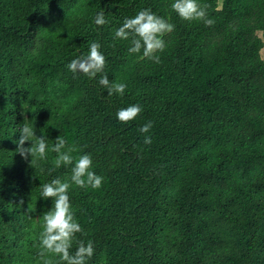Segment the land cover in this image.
Instances as JSON below:
<instances>
[{
  "label": "trees",
  "instance_id": "1",
  "mask_svg": "<svg viewBox=\"0 0 264 264\" xmlns=\"http://www.w3.org/2000/svg\"><path fill=\"white\" fill-rule=\"evenodd\" d=\"M172 2L0 0V264H44L52 203L40 185L70 177L49 171L50 148L33 165L19 155L24 123L49 146L64 138L74 158L90 153L104 177L98 190L70 189L77 239L94 245L89 264H264V0H199L210 25L181 19ZM142 9L175 25L158 62L114 39ZM91 42L104 72L74 76L66 64ZM101 75L125 94L109 95ZM136 103L134 121L116 119Z\"/></svg>",
  "mask_w": 264,
  "mask_h": 264
},
{
  "label": "clouds",
  "instance_id": "2",
  "mask_svg": "<svg viewBox=\"0 0 264 264\" xmlns=\"http://www.w3.org/2000/svg\"><path fill=\"white\" fill-rule=\"evenodd\" d=\"M172 10L185 21L204 20L212 24L207 16V5L201 6L199 0H173ZM92 22L98 28L106 25L107 20L103 11L98 12L92 18ZM175 25L165 17L159 16L151 9H142L132 17H126L121 26L114 32V39L130 41L128 52L140 54L145 58L159 61L156 53L165 50L166 43L164 35L173 32ZM105 56L101 51L98 42H91L86 54L77 55L66 64V68L74 76L83 74L90 79L103 73L105 68ZM99 84L107 89L109 95L117 94L123 96L127 85L125 83L110 82L107 75L99 77ZM143 112L139 103L131 104L120 108L116 112V119L121 123L134 121ZM153 127L151 122L145 123L139 131L149 133ZM30 143L29 147L25 144ZM150 135H145L144 144H151ZM19 155L28 159L31 158V165L40 160L47 159V153H55L54 165L49 171L61 167L70 169V177L67 180L59 177L51 179L40 185L39 197L44 201L51 199V208L43 213L42 231L39 237V255L45 257L44 264H89L94 255V245L91 240L85 243L77 239V234L82 233V226L78 222L73 211L70 199V189L76 186L81 189H100L104 177L98 175L93 168V158L90 153H84L74 158L73 149L67 146L66 140L58 137L55 143L49 146L47 135L41 133L38 137L33 125L24 123L19 130V139L16 141ZM76 244L75 251H71L73 244Z\"/></svg>",
  "mask_w": 264,
  "mask_h": 264
}]
</instances>
